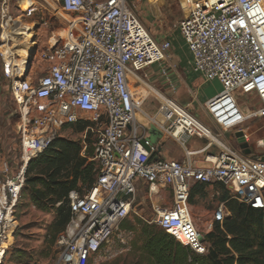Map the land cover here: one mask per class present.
Masks as SVG:
<instances>
[{"label": "built area", "instance_id": "obj_1", "mask_svg": "<svg viewBox=\"0 0 264 264\" xmlns=\"http://www.w3.org/2000/svg\"><path fill=\"white\" fill-rule=\"evenodd\" d=\"M136 1L0 0L1 72L10 81L20 139L18 168L13 171L5 162L0 174V264L14 232L29 163L78 121L92 122L86 131L95 134L99 172L90 188L68 195L71 218L56 240L61 264H92L122 230L145 188L156 197L169 192L171 205H155L154 222L199 255L208 246L190 209L194 185L219 183L230 199L264 209V151L245 154L218 132L264 115V0H179L184 14L178 28L191 68L222 85L205 103L216 128L174 96L178 85L164 64L172 43L151 34L136 12ZM39 5L55 14L61 26L48 38L50 63L34 75L29 49L15 47L28 30L16 11L32 16ZM155 66L168 92L160 89L164 96L154 95L162 119H150L185 148L183 160L159 156V146L138 124L149 95L137 100L130 77L142 82V72ZM243 95L256 96L261 108L248 110L240 102ZM194 137L207 140L203 148L187 146ZM199 154L203 166L194 163ZM228 213L226 202L218 204L213 222H223Z\"/></svg>", "mask_w": 264, "mask_h": 264}, {"label": "rangeland", "instance_id": "obj_2", "mask_svg": "<svg viewBox=\"0 0 264 264\" xmlns=\"http://www.w3.org/2000/svg\"><path fill=\"white\" fill-rule=\"evenodd\" d=\"M181 5L179 0H173L172 3H166L163 6L161 3H151L149 0H137L136 12L147 29L157 40L162 38L163 32L169 31L174 43V48H171L169 56H176L183 60L189 57V52L184 39L181 38L182 36H180L179 32L174 30L176 29L174 27L176 22L180 21L183 17V14L179 10ZM155 8H161L164 15H157V13L154 12ZM16 13L22 16L24 23L31 27L28 29L29 31L25 32L24 35H21L15 41V44L24 43V47L27 45L30 46V48H28L29 50L34 46L37 47L30 66L33 67L32 72L34 75L40 74V68L46 67L50 63L45 55L47 54L48 38L51 32L58 29L61 24L55 14L42 7V5L32 16H28L27 12L23 10H18ZM151 22L155 23L151 24ZM27 33L31 34L28 41L26 37ZM182 45L185 51L182 50ZM180 50H182L181 52H184V54H182ZM168 59L169 58H167V61ZM1 63L2 60L0 57V174H2L5 162L8 163L11 170H16L19 166L20 158V139L16 128L18 118L17 106L9 91L10 81L6 79L1 72ZM189 66H191L190 62L187 67ZM176 69L181 77L185 76V69L180 65H178ZM142 74L146 79L142 82H138L134 77H130L131 87L137 95V100L149 95L140 107L142 111L139 110L138 112V124L141 126V129L147 130L148 138L156 144L161 137L168 134H164L156 124L151 122V117L155 118L162 115L157 111L158 98L150 91L146 82L164 92H168V85L162 82L159 69L156 67L148 68L143 71ZM196 82L198 86L202 88L205 97L218 90L216 86H211V81H206L201 76ZM178 91L179 85L177 86V92L174 96L178 94V96L181 97V93H178ZM240 102L246 106L251 104L249 96L244 95L240 97ZM248 121L249 123H247L245 127H247L248 124L250 125V121L252 120ZM89 122L91 121L89 120ZM254 122L255 121H253V123ZM101 126V124L95 126V129H100ZM218 132H222V134L225 133L221 130ZM168 136L170 139L165 141L166 143L163 146L164 149L162 152L159 151L158 155L164 157L163 154L165 152L167 154L168 151L173 154L179 151L184 153L185 148L172 136ZM61 137L80 141L84 145L85 150L87 146L93 147L92 142L95 139V134L92 133V131L90 133L86 130L78 131L71 125L63 130ZM230 137H232L230 141L232 147L241 149L235 139V133H231ZM223 138L226 137L223 135ZM246 140L248 139L246 138ZM250 140H252L251 137ZM206 141V139L194 137L187 143V146L190 147L196 143L204 144ZM211 150L216 153L217 149L214 147ZM202 158L203 154L194 157V159ZM194 187L198 196L193 200V202L195 201V205L191 208L192 217L197 228L207 235L213 231L215 227V223L213 222L214 210L218 204L229 201L231 196L228 189L219 183L197 185V187L195 185ZM193 197L191 195V198ZM224 197L226 198L225 200ZM236 201L241 203L237 199ZM157 204L169 207L171 205L169 192L162 191L161 195L156 197L154 195H149L146 188L142 189L137 195L135 203L136 209L128 217V221L132 226L129 225L131 227L128 229H122L117 232L110 241L104 245L92 264H153L147 261L144 246L149 232L163 230L154 222L156 218L154 207ZM194 208L196 213L194 212ZM228 212V216H230L231 211H229V209ZM55 217V210H39L30 202L27 196L22 195L15 213L16 224L9 243L10 248L7 250L3 264H61L59 251L56 247L58 233L53 234L49 232V228Z\"/></svg>", "mask_w": 264, "mask_h": 264}, {"label": "trees", "instance_id": "obj_3", "mask_svg": "<svg viewBox=\"0 0 264 264\" xmlns=\"http://www.w3.org/2000/svg\"><path fill=\"white\" fill-rule=\"evenodd\" d=\"M72 125L84 131L92 122L78 121ZM98 172L94 146L84 150L80 141L59 137L29 163L21 197L27 196L39 210H55L49 232L59 235L71 218L70 191L83 192L90 188ZM194 186L192 197L197 192ZM226 204L231 215L223 222H214V230L204 236L208 246L206 255L197 254L163 230H154L148 233L144 246L147 261L153 264H264V209L252 208L236 199ZM129 225L127 218L121 229L132 226Z\"/></svg>", "mask_w": 264, "mask_h": 264}, {"label": "crops", "instance_id": "obj_4", "mask_svg": "<svg viewBox=\"0 0 264 264\" xmlns=\"http://www.w3.org/2000/svg\"><path fill=\"white\" fill-rule=\"evenodd\" d=\"M154 3H161V5L163 6L166 3H172L173 0H149ZM179 10L182 14H184L181 6L179 7ZM152 12V11H151ZM154 12L158 14H160L161 16L164 15L161 8H155ZM147 21V20H146ZM179 22V21H178ZM178 22H176V25L174 26L177 32H179L180 36L181 32L178 28ZM155 22H151V24H154ZM145 25V24H144ZM183 39V37H181ZM163 40H169L172 43V48H174V43H173V38L170 36L169 31L167 32H163L162 33V38L159 41H163ZM182 50L185 51L183 45L181 46ZM180 50V52L182 51ZM189 52V51H188ZM182 54H184V52H181ZM168 61L166 60L164 62L165 65H167L169 67L170 70V74H171V78L173 79V81H175L177 83V85H179V91L178 93H181V97L178 96V94L175 96L176 99L181 102L182 104L188 106L201 120H203L205 123H207L208 125H210L213 128H216V126L212 123V121L210 120L207 112H206V108H205V103L208 99H210L211 97H213L214 95H216L218 92H220L221 90V83L218 80H212L211 81V86H216L218 88V90L205 97L203 92H202V88H200V86H198L196 80L200 77V75L198 73H196L191 66L187 67L189 65V62L191 61V54L189 52V57L185 58V59H181L178 58L176 56H169L168 57ZM180 65L183 69H185L184 77H181L177 71V66ZM157 69H159V67L155 66ZM250 100H251V104L248 106V110L250 109H255L258 110L261 108V104L259 102V100L257 99L256 96L252 95L249 96ZM255 119H250L252 121H250V125L248 124L247 127L246 124L249 123V121H247V123L241 127L232 129V130H228L226 131L223 135L226 137L225 139H227L230 143L232 137H230L231 133H235V139L238 143V145L240 146V143L238 141V138L236 137V132H238L239 130H243L245 133L247 140V144H248V148L251 150V152L254 151H264V115H258L256 117H253ZM155 119H162L161 116H157L155 117ZM253 121H255L253 123ZM253 123V124H252ZM250 137L252 140H250ZM170 139V137L168 135H164L163 137H161V139H159V141L156 143L159 146V151L162 152L163 151V146L166 143L165 141ZM173 140V139H171ZM155 144V143H154ZM231 144V143H230ZM205 145L204 144H193L192 146H190L189 148L191 150H198L203 148ZM158 151V152H159ZM185 153H182L181 151H179L178 153H172L170 151H168V153L166 154V152L163 154V158H167V159H181L183 160L185 158ZM166 154V155H165ZM195 156H193L194 159ZM194 163L196 165H200L203 166L205 165L204 162L200 161V159H195ZM198 196L197 194L194 195V197L192 198V201H190V209L194 207L195 205V201L193 202V200L195 199V197ZM194 212L196 213V210L194 208Z\"/></svg>", "mask_w": 264, "mask_h": 264}, {"label": "water", "instance_id": "obj_5", "mask_svg": "<svg viewBox=\"0 0 264 264\" xmlns=\"http://www.w3.org/2000/svg\"><path fill=\"white\" fill-rule=\"evenodd\" d=\"M36 50H37L36 46H34L32 49L29 50V57H28L29 65L31 64V61L35 55ZM236 137L238 138V141L240 143L241 150H243V152L245 154H250L251 150L248 148V144H247V140H246V136H245L244 131L239 130L238 132H236Z\"/></svg>", "mask_w": 264, "mask_h": 264}, {"label": "bare ground", "instance_id": "obj_6", "mask_svg": "<svg viewBox=\"0 0 264 264\" xmlns=\"http://www.w3.org/2000/svg\"><path fill=\"white\" fill-rule=\"evenodd\" d=\"M30 27L31 26H26V29H30ZM27 31H29V30H27ZM26 37H27V41H28V39L31 37V34L30 33H27L26 34ZM15 43V42H14ZM24 43L23 44H15V47L16 48H22V47H24ZM27 49L28 48H30V46H25ZM141 78V80L142 81H145L146 79L144 78V77H140ZM145 83V82H144ZM146 84L148 85V88L150 89V91H152V93H154V95H157V94H159V95H161V96H164V94L162 93V91L160 90V89H158V88H156V87H154V86H152V85H149L147 82H146ZM145 84V85H146ZM140 111H142V108H140ZM141 113V112H140ZM213 137L218 141V142H221V140L217 137V136H215V135H213ZM15 224H16V222H15ZM11 240V239H10ZM13 240V239H12ZM13 242V241H12ZM10 245V244H9ZM8 245V248H10V246Z\"/></svg>", "mask_w": 264, "mask_h": 264}]
</instances>
